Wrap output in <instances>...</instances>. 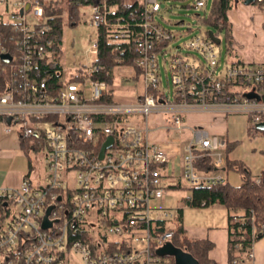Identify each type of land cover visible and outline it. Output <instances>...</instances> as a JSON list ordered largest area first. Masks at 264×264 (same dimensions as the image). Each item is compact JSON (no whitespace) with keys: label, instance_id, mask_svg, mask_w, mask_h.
Instances as JSON below:
<instances>
[{"label":"built area","instance_id":"built-area-1","mask_svg":"<svg viewBox=\"0 0 264 264\" xmlns=\"http://www.w3.org/2000/svg\"><path fill=\"white\" fill-rule=\"evenodd\" d=\"M49 1L0 0V118L29 140V153L43 162L36 180L25 175L18 186L0 188V264H70L74 256L81 264H153L173 237L177 210L166 205L167 192L223 184L226 177L222 139L193 128L184 143H161L152 133H179L182 116L198 110L244 115L250 134H262L256 125L264 122V64L230 58L217 71L215 43L200 31L183 45L185 53L167 61L173 86L167 96L158 56L176 34L156 20L159 1L120 0L134 6L124 16L116 0H83L77 5L90 10L91 26L107 29L116 63L112 82L98 77L97 35L87 65L37 76V60L49 62L52 55L46 37L52 27L44 15ZM206 1L193 0L192 7L205 9ZM251 6L264 12V0ZM123 67L129 73L116 70ZM116 89H131L135 98L116 100ZM174 153L178 169L170 165ZM253 182L264 183V175ZM228 218V228L239 235L231 251L240 252L241 225L248 219L252 227L253 216L232 210ZM252 231L264 237V227ZM254 242L235 264L254 257Z\"/></svg>","mask_w":264,"mask_h":264},{"label":"crops","instance_id":"crops-1","mask_svg":"<svg viewBox=\"0 0 264 264\" xmlns=\"http://www.w3.org/2000/svg\"><path fill=\"white\" fill-rule=\"evenodd\" d=\"M226 16L230 23L233 38L231 47L236 59L246 63L264 64V12L256 11L251 5L239 3L232 6L226 12ZM182 121L184 128L188 131L196 128L205 131L213 139H222L224 146L231 147L226 154L227 159L241 163L252 178L264 175V134L251 135L248 131L246 116L223 111L197 110L184 114ZM163 134L168 137V133L162 130L154 131L152 137L162 143L163 140L159 139ZM189 137L190 132L185 140L174 136V138H179L181 143L186 142ZM26 157L21 148L17 128L9 127L0 118V188L16 187L25 175L31 177L34 175L31 174V170L35 168V165L30 162L32 167L29 168V160ZM178 162L179 154L174 153L170 165L178 169ZM229 171L235 170L224 169L226 181ZM167 200L168 196L166 202ZM185 206L198 210L194 216L199 222V225H193L190 217L184 221L182 209V224L187 238L208 240L213 245L207 253L208 258L214 264H228V212L226 208L219 204L201 208ZM210 206L212 209L200 211ZM179 207L173 208L177 210ZM252 251L254 257L239 264H264V237L254 242ZM74 257L69 260L70 264H81L79 259L76 261ZM153 264L172 263L168 259H159Z\"/></svg>","mask_w":264,"mask_h":264},{"label":"trees","instance_id":"trees-1","mask_svg":"<svg viewBox=\"0 0 264 264\" xmlns=\"http://www.w3.org/2000/svg\"><path fill=\"white\" fill-rule=\"evenodd\" d=\"M83 0H65L64 7L59 4V0H50L49 5L44 9V15L48 17V23L51 25L52 30L46 34V37L52 39L51 46V61L40 59L37 60V67L34 72L37 76L44 75L48 72H53L55 69L61 70L63 64L61 62L62 49H63V26L66 20L70 25L76 24L79 20V8L77 2ZM118 2V13L126 16L127 12L134 8V6H124L120 0ZM86 3H82L85 5ZM232 8V0H212L209 13L202 16L199 20L205 26L215 29V34H223L226 43V52L230 58H236L232 49L233 38L231 35L230 23L227 20L226 12ZM98 47L95 55V63L102 66L103 70L98 73V77L105 79L108 83L112 82L110 72L116 65L111 54V45L108 43L107 29L99 27L96 30ZM4 80L0 73V94L4 91ZM264 134V131L262 132ZM21 140V148L30 163V144L27 139ZM227 145L224 148L225 170L234 169L241 176V183L238 186H233L227 181L223 184L213 185L210 187L194 186L190 189V194L184 198L183 204L196 208H201L202 201L206 202V206L219 204L226 208L229 213L232 210H240L242 216H253L252 227L259 229L264 227V183L256 185L253 178L249 175L241 163L236 161H229L226 157L227 152L230 150ZM209 164H203L202 168H211ZM177 215L175 219V226L173 227V237L170 243L177 249L191 255L198 264H214L208 258V251L213 247L212 243L205 239H189L186 236L182 224V208H177ZM229 219V218H228ZM251 227V220L245 221L241 225V236L243 249L240 252H232V243L239 240V235L235 230L228 228V264H235V260L242 258L247 247L253 241H257L261 237H253ZM161 259H168L174 264L171 255H159Z\"/></svg>","mask_w":264,"mask_h":264},{"label":"rangeland","instance_id":"rangeland-1","mask_svg":"<svg viewBox=\"0 0 264 264\" xmlns=\"http://www.w3.org/2000/svg\"><path fill=\"white\" fill-rule=\"evenodd\" d=\"M161 5V10L159 15H156V20L163 25L165 28L176 34V39L168 46L167 51L163 55L158 56V63L160 68V86L165 91L167 96L172 95L173 86L170 76V71L168 69L167 61L170 56L175 54L177 51L186 52L183 48V45L193 36L198 34L200 31H213L214 28H209L201 23L199 20L202 16H206L209 13L212 0H207V5L205 9H194L192 7L193 0H158ZM242 3L241 0H232V6ZM59 4L64 7L65 0H59ZM89 13L88 8L80 10L79 20L74 24H69L66 20L64 21L63 26V49L61 62L66 69L76 68L78 66L87 65L88 61L93 58V53L88 51L91 40L96 35V29L91 26L89 23ZM199 15V16H197ZM220 39L219 44H215L214 49L216 53H219V65L217 71L221 70L230 60V57L226 52V43L223 38V34L220 33L216 35ZM189 54H193L198 58H202L198 52L188 51ZM118 72H127L129 73V67L116 68ZM129 80V84H132L133 80ZM115 85H120L122 79L116 76L113 80ZM130 88V87H129ZM138 91V90H137ZM136 91V92H137ZM134 91L128 89L124 92H121L119 89H116L113 96L116 100L121 101H132L134 96ZM189 135V131L184 128L179 133H168V137H165L164 134L161 135V139L166 141V139H172L174 136H179L186 139ZM27 158V157H26ZM30 162L35 165V168L31 170V174H34L35 170H41L43 166L41 155L31 154ZM35 177V176H34ZM32 175V178H34ZM37 177H35V180ZM227 181L229 184L237 186L241 182L240 175L235 171H229L227 175ZM190 194L188 187L182 189H172L167 192L168 200L166 202L167 206L172 207H181L183 209V219H191L193 225H199V222L194 216L198 210L191 209L186 207L183 204L184 198ZM212 209L211 206L207 208H202L200 211H208ZM183 221V220H182ZM202 224V223H201ZM74 260H78L77 257H74Z\"/></svg>","mask_w":264,"mask_h":264},{"label":"water","instance_id":"water-1","mask_svg":"<svg viewBox=\"0 0 264 264\" xmlns=\"http://www.w3.org/2000/svg\"><path fill=\"white\" fill-rule=\"evenodd\" d=\"M253 1L254 0H243V4L251 5ZM208 35L215 44L220 43V39L214 34L213 31H208ZM247 96L253 97L254 94L250 93ZM256 128L260 131H264V122L257 124ZM110 143L111 139H109L104 144L100 153V157H102L104 148L109 146ZM46 226L47 224L44 223V227ZM157 253L158 255H171L173 257L174 264H198L197 261L191 255L175 248L171 243H166L165 245H163L160 249H158Z\"/></svg>","mask_w":264,"mask_h":264}]
</instances>
